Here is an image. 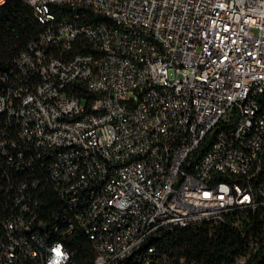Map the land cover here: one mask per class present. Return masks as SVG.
<instances>
[{"label":"built area","instance_id":"2783aa9c","mask_svg":"<svg viewBox=\"0 0 264 264\" xmlns=\"http://www.w3.org/2000/svg\"><path fill=\"white\" fill-rule=\"evenodd\" d=\"M21 1L42 29L0 76V264H71L73 230L93 264H159L154 240L264 206V0Z\"/></svg>","mask_w":264,"mask_h":264},{"label":"trees","instance_id":"16d2710c","mask_svg":"<svg viewBox=\"0 0 264 264\" xmlns=\"http://www.w3.org/2000/svg\"><path fill=\"white\" fill-rule=\"evenodd\" d=\"M57 15L72 14L67 5L54 6ZM90 20L101 19L85 11ZM42 25L32 8L21 0H5L0 6V76L26 43L37 37ZM79 51H93L88 44L79 42ZM49 202L57 199L49 196ZM237 221V224L234 222ZM63 241L72 252L71 264H93L92 245L79 231L73 230ZM151 244L166 255L159 264H176L178 257L195 259L197 264H264V206L250 211L238 209L225 215L221 222H202L175 229ZM131 264H141L133 260Z\"/></svg>","mask_w":264,"mask_h":264}]
</instances>
